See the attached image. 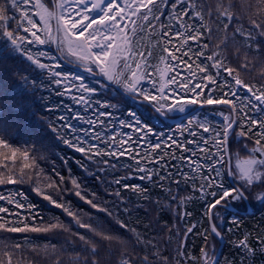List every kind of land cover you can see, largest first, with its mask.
I'll list each match as a JSON object with an SVG mask.
<instances>
[{
    "label": "snow or ice",
    "instance_id": "6c2138e0",
    "mask_svg": "<svg viewBox=\"0 0 264 264\" xmlns=\"http://www.w3.org/2000/svg\"><path fill=\"white\" fill-rule=\"evenodd\" d=\"M233 7L225 0H215V3L207 0H59L57 11L50 12L41 0H10L9 8L19 11L17 18L8 15L9 8L0 5V41L10 44L11 51L20 53L43 70L49 77V94L62 97L59 103L49 102L44 108L47 115L56 113L55 122L47 119V115L44 120L52 126L57 139L82 154L83 160L73 161L82 172L87 175L90 171L83 162L86 160L96 168L92 175L98 182L109 188L116 186L112 191H105L106 196L114 198L111 204L95 192L84 191L76 179L71 180L72 189L62 188L54 181L47 184L58 193L57 199L43 194L39 186L35 187V192L48 201L50 207L61 209L72 218L75 231L70 224L55 217L46 222L38 204L24 202L28 199L24 191L0 192V201L15 206L11 211L7 206H0V213L4 214L0 215V240H13L10 234L19 233H67L65 243L68 248L63 244L59 249L55 244L51 246L57 251L55 264H217L215 245L209 236L223 239L214 222L220 218V209L226 208L231 201L249 198L264 201V71L258 76L253 74L257 67L264 68V11L258 15L250 14L245 27L239 16L232 13ZM149 31L157 32L160 52L156 64L151 62L153 51L149 49L145 54L139 44V39ZM220 31L238 50L244 48L246 54L252 53L256 63L247 59L241 62L239 57L233 60L227 53L219 51L220 44L228 46L223 40L220 44L215 42ZM181 37L183 39L176 47L174 41ZM53 44L58 56L47 51ZM253 44L256 46L254 51ZM190 52L196 61H200L195 68L189 63ZM44 57L48 62H42ZM62 61L80 67L94 77L95 83L89 84L80 74L64 72ZM36 85L35 80L24 77L21 87L34 88ZM102 87L123 98L121 115L124 118L112 111L120 106L96 98ZM64 100L72 103L65 104ZM134 105L149 114L147 122L142 113L136 112ZM193 105L223 106L214 109L221 117L220 122L190 116L177 127L179 137L161 135L151 124L155 119L171 128L165 121L177 118L174 113H183ZM101 118H107V124L112 127L108 128L105 119ZM113 120L116 123H112ZM117 126L128 130L121 131L119 139ZM230 136L235 137L237 148L247 141L243 148L248 156L238 160L235 168L231 166ZM157 149L160 151H155ZM36 151L32 146L17 147L0 135V160L15 162L18 157L22 159L17 170L4 165L6 171L0 172V185L31 183V173L43 171ZM121 157L131 162L121 164ZM61 159L67 164L66 157ZM49 168L62 185L64 177L55 164H50ZM119 168L125 169L126 174L111 181H101V175L109 169L116 172ZM197 177L202 181L199 189ZM228 177L237 181L235 187L226 186ZM133 178L147 180L162 189L164 184L160 182L169 181L167 192L173 201H178V196L173 194L171 185H176L179 192L182 191L181 183L188 185L191 181V190H198L204 202L202 215L208 219L209 227L201 232L199 221L188 226L191 212L178 213L184 223L175 228V254L169 241L153 243L152 238L137 231L136 227L116 219L113 211L124 204L123 212L128 214L129 206L133 204L121 194L122 190L130 189L137 199H151L147 188L126 183ZM64 191H71L91 209L114 220L119 229L131 235V239L99 224L94 227L82 219L81 213L58 202ZM178 203L182 205L183 200ZM26 208L27 214L17 211ZM232 222L239 224L237 219ZM144 228L146 232L153 231L159 224L154 222ZM80 229H87L92 235L81 234ZM189 234L202 237L204 246L199 248V256L188 255L186 241ZM23 239L24 243L5 246L6 260H0V264H13L14 255L28 251L31 241L27 236ZM258 242L264 245V239ZM162 244H169L168 252L163 251ZM237 247L245 252L254 251L249 244V234L244 235ZM69 248L74 255L65 260L61 254ZM33 251L39 255V249Z\"/></svg>",
    "mask_w": 264,
    "mask_h": 264
},
{
    "label": "trees",
    "instance_id": "16d2710c",
    "mask_svg": "<svg viewBox=\"0 0 264 264\" xmlns=\"http://www.w3.org/2000/svg\"><path fill=\"white\" fill-rule=\"evenodd\" d=\"M49 1L50 0H45ZM208 3H215V0H207ZM225 3H230L234 5L231 9L232 13L236 16H239L241 22L247 27V17L252 14H259L264 11V0H225ZM187 19V17H185ZM211 22V21H208ZM191 23V22H190ZM159 29L157 28V32ZM157 32H151L142 36L139 39V44L142 46V50L147 53L149 49L153 51L152 63H158V56L160 48L158 46V37ZM229 35L231 34V26L229 28ZM179 40L174 41L176 47H179ZM259 39V37H257ZM225 41L228 45L224 47V44H220V41ZM240 38L237 37L239 42ZM217 44H220L219 51L227 53L231 59H236L239 57L241 62L244 60H249L252 63H256L252 59V53L246 54V49L240 48L239 50L235 45H233L229 40L226 39L225 33L220 31L217 33V38L215 41ZM195 48L193 42H189ZM168 47H172L168 45ZM255 45H252L253 51L255 50ZM209 48H212V45H209ZM44 50V49H41ZM35 51V49H34ZM53 55H57L53 51V45L47 47ZM183 51V50H182ZM176 55H180L179 52ZM192 57L189 60V63H193L195 68L196 64L200 61H196L195 56L190 52L188 54ZM9 60L4 64L0 65V135H4L9 142L17 147L21 145L32 146L34 148L45 147L47 152L45 153V159L43 162H40V168L43 169L42 172L33 173L32 182L25 184H16V185H0V192L7 194L8 192H15L17 190L24 191L28 197L27 203L38 204L40 206L41 215L44 216V220L47 222L50 218H58L59 221H62L65 224H70L72 230L75 231V223L71 217H67L66 213H63L61 209L55 207H50L49 202L43 200L41 195H38L35 192V187L39 186L41 192L46 195H52L54 199L58 198V193L52 188H48L47 184L50 182H55L57 185H60L62 188L72 189L71 180L76 179L81 183L82 189L86 192H95L97 196L108 200L111 204L113 202V197L106 196L105 191H112L116 187L115 185L112 188L105 183L98 182L97 179L92 175L96 172V168L91 163H88L86 160L83 162L88 165L89 173L86 175L81 169L74 163V159L83 160L82 154L75 152L72 148L65 145L61 140L57 139L56 132L52 131L48 122L45 121L44 108L46 103H51L53 105L59 103L62 97H59L55 94H49V85L48 75L43 71L38 69L33 65L29 60H27L20 53L12 54L8 53ZM185 60H188V56L184 57ZM42 62H48V58H42ZM63 71L77 73L84 76L89 84H94L95 79L93 76L89 75L87 72H83L75 69L73 66L65 64L62 61ZM197 73H198V69ZM264 68L257 67L254 70V75H259ZM27 77L29 80H35L37 82L36 87L30 88L27 86L21 87L23 78ZM41 86V87H40ZM99 87V86H97ZM116 97L115 99L113 97ZM99 100L108 101L111 104L120 106L119 108L112 109V111L117 115L124 118L122 114L123 110V98L118 96L116 93L110 91L109 89L101 88L100 94L96 97ZM65 104H70L72 101L64 100ZM138 114L143 115V118L147 122L149 114L144 112L142 108L133 106ZM196 105H193L185 110L183 113L173 114L174 116H180L188 111L196 108ZM223 106H205L199 109L197 112L191 116H201L205 119L211 120L213 123L220 122L221 117L214 112V109ZM245 111H248L245 109ZM12 114V115H11ZM249 115H252L249 112ZM56 113H50L47 115V119H51L55 122ZM190 117V116H189ZM187 117V118H189ZM181 120L179 123L171 124L165 121L166 124L170 125L171 128L165 127L164 124H161L158 120H151V124L155 125V129L161 135L169 134L176 137L180 136L178 126L184 124L186 119ZM105 119L107 124V118ZM42 120V121H41ZM112 123H116L113 120ZM14 125L15 131L12 130ZM55 126V123L54 125ZM79 127V125H77ZM108 128H111V124H107ZM62 132L63 130L60 129ZM121 131H128L127 129H120L118 126L116 128L117 139H119V133ZM184 135L187 136V131L184 132ZM229 151L232 155V167L235 168L234 156L236 153L235 137H229ZM162 144V148H163ZM155 151H160L159 149ZM177 156L180 155L179 152L176 153ZM62 157L67 158V164L62 162ZM107 159V157H105ZM131 161L127 160L125 157L120 158V163H130ZM54 163L56 169L64 177V182L61 185L59 177L56 176L49 165ZM172 163H178L177 161H172ZM179 166V165H178ZM69 169L71 172H69ZM187 170V169H185ZM126 174V170L119 168L118 171L112 172L109 169L106 173L101 175L100 179L111 181L116 177L123 176ZM234 179V178H233ZM235 183L237 181L234 179ZM200 181L197 177L196 187L199 189ZM129 184H138L148 189V195L151 197L150 200H144L143 198L137 199V195L129 190H122L121 194L127 199L133 202L129 206V213L125 214L123 209L124 204H120L119 207L113 209L116 214V219L125 220L131 226L136 227L137 231L142 232L146 237L152 238V242L156 243L157 241L164 240L169 241L171 250L175 254V249L177 247V235L175 233V228L181 226L184 222L178 218V213L191 212V216L188 217V226L192 223L199 221L198 227L200 231L203 232L204 229L209 227V221L206 217L202 215L203 200L201 199L200 192L197 190L193 192L190 187L191 181L186 185L184 183L180 184V189L182 191L177 192L176 185H171L173 189V194L178 196V201L183 200V204H179L178 201H173L170 194L167 192L169 187V181H163L160 183L164 184V188L149 183L147 180L141 181L138 178L129 179L126 181ZM234 187L229 178L227 180V185ZM143 194H141L142 196ZM11 198V197H10ZM91 198V195L88 196ZM20 199V197H17ZM252 205L254 212L251 214H242L240 212H233L226 208H221L219 211V217L222 216V219L215 220L214 222L218 224L221 234L224 238V245L222 253L217 264H264V245H261L258 241L264 239V201L260 203L259 206H256L255 199H248ZM58 202H64L66 205L70 206L73 211H77L82 214V219L86 222H90L95 227L97 224L102 225L104 228L110 229L117 234L124 236L125 239H131V235L121 229L115 224V221L111 218L106 217L104 213H100L95 209H91L89 205L81 201L78 197L74 196L71 191H64L62 193V200ZM140 205V207H135V205ZM229 204L233 205L240 211L246 210L247 205L245 200L231 201ZM0 206H7L10 208V211L14 209V205H8L4 201H0ZM23 214H27L29 211L27 208L23 210H17ZM0 215H4L0 213ZM233 219H237L239 224L233 223ZM158 223L159 228H154L153 231H145L144 226L151 223ZM39 225V221L37 222ZM167 226V228H165ZM81 234H87L91 236V233H88L87 229H80ZM245 234H249V244L250 247L254 250L252 252L242 251L237 245L239 241L243 239ZM13 237V240H0V260H6L4 256L5 246L11 243H24V237L27 236L31 243L28 245V251L23 253H18L13 257V264H55L54 258L57 257V251L52 249V245L55 244L57 249L60 248V245L63 244L65 248H68V244L65 243V238L67 233L63 235H53L52 233H19V234H10ZM99 239V237H97ZM209 239L215 245V252L219 246V241L213 236H209ZM204 246L201 236H193L189 234L186 247L189 257L199 256V248ZM161 247L166 253L169 251V244H162ZM33 249H39V255L37 256ZM62 257L66 260L68 256L74 255L71 249H68V252L62 253ZM187 264V262H185Z\"/></svg>",
    "mask_w": 264,
    "mask_h": 264
},
{
    "label": "rangeland",
    "instance_id": "374dc122",
    "mask_svg": "<svg viewBox=\"0 0 264 264\" xmlns=\"http://www.w3.org/2000/svg\"><path fill=\"white\" fill-rule=\"evenodd\" d=\"M42 3H44L46 5V7L48 8V10L50 12H53V5L51 3H49V1H45V0H41ZM57 3H59V0H56L55 1V4L57 5ZM0 5H3L5 8H9V5H10V0H0ZM8 15L12 16V15H15L17 18H19V11H13L9 8L8 12H7ZM97 13H93V15H96ZM53 23V21H52ZM15 25H13L14 27ZM53 26H54V23H53ZM11 45L8 44L7 42L5 41H0V65L1 64H4L5 62H7L9 60V57H8V53H14V54H18V52H15V51H11ZM53 51H54V48H53ZM191 107V106H189ZM188 109V108H187ZM175 115L178 114V113H174ZM12 115V114H11ZM42 121V120H41ZM12 126V130L15 131V126L14 125H11ZM247 141H243L240 145L239 148H236V153H235V156H234V163L235 165H237L238 163V160H243L245 158H247L248 156V152L244 150L243 148V143H246ZM249 148L252 147L251 144L248 145ZM36 151V155L37 157L39 158V161L40 162H43L44 161V157H45V153L47 152V150L45 149V147H40L39 148H34ZM22 163V159L20 157L17 158V160L15 162H13L12 160H0V172H5L6 170L4 169V165H8L10 168H12L13 170H17V166H19L20 164ZM25 171H30V170H25ZM34 172L31 173V177L33 175ZM33 178V177H32ZM29 184V183H27ZM25 184V185H27ZM256 201V206H259L260 203L262 201H258V200H255ZM220 219H222V216L220 215Z\"/></svg>",
    "mask_w": 264,
    "mask_h": 264
},
{
    "label": "water",
    "instance_id": "95a60500",
    "mask_svg": "<svg viewBox=\"0 0 264 264\" xmlns=\"http://www.w3.org/2000/svg\"><path fill=\"white\" fill-rule=\"evenodd\" d=\"M51 2H52V5H53V12H56V11H57V8H56L55 0H51ZM53 23H55L54 19H53ZM53 46H54V50L56 51V47H55L54 44H53ZM57 54H58V53H57ZM63 62L67 63L66 61H63ZM72 66L76 67V68L79 69V70H82L80 67H78V66H76V65H72ZM201 108H203V107H201V106H197L196 108L192 109L191 111H188L187 113H184V114L178 116L177 118H174V119H168V120H166V121L169 122V123H172V124H174V123H179L181 120H183V119H185V118L191 116L192 114H194L195 112H197V111H198L199 109H201ZM231 166H232V165H231ZM229 180H230V182L232 183V185L235 187L236 184H235L233 178H232V177H229ZM245 202H246V204H247V209H246L245 211H239L237 208H235V207L232 206L231 204H228L227 207H226V209H228V210H230V211H233V212H240V213H242V214H249V213H252L254 210H253L251 204L249 203V200L247 199V200H245ZM217 239H218L220 245H219V247H218V249H217V251H216V253H215V257H214V259H216L217 262H218L219 259H220L221 253H222V249H223V245H224V238H223V239H219V238H217Z\"/></svg>",
    "mask_w": 264,
    "mask_h": 264
}]
</instances>
